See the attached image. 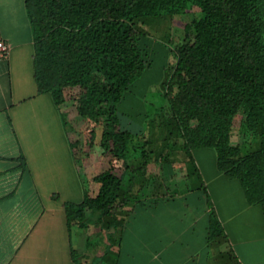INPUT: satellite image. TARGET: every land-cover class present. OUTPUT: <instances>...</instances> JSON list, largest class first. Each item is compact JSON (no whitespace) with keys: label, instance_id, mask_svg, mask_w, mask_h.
<instances>
[{"label":"trees","instance_id":"16d2710c","mask_svg":"<svg viewBox=\"0 0 264 264\" xmlns=\"http://www.w3.org/2000/svg\"><path fill=\"white\" fill-rule=\"evenodd\" d=\"M24 8L37 92L50 94L64 117L74 111L78 135L65 124L77 167L105 164L82 176L80 203H64L69 228L90 215L100 231L121 228L149 162L175 163L179 153L192 161L197 149L215 151L217 170L264 218V0H24ZM185 15L192 19L161 83L167 148L153 158L151 140L122 124L117 106L150 68L144 25ZM226 240L211 209L207 243ZM221 259L237 264L230 250Z\"/></svg>","mask_w":264,"mask_h":264},{"label":"crops","instance_id":"0c3cea01","mask_svg":"<svg viewBox=\"0 0 264 264\" xmlns=\"http://www.w3.org/2000/svg\"><path fill=\"white\" fill-rule=\"evenodd\" d=\"M0 41L9 49L0 59V264H223L226 250L237 264H264L261 207L217 170L213 149L192 151V161L182 153L175 163L151 160L121 228H69L63 205L83 200L81 178L98 161L77 167L70 116L37 92L24 0H0ZM211 209L227 238L220 245L207 243ZM97 232L110 243L88 251Z\"/></svg>","mask_w":264,"mask_h":264},{"label":"rangeland","instance_id":"374dc122","mask_svg":"<svg viewBox=\"0 0 264 264\" xmlns=\"http://www.w3.org/2000/svg\"><path fill=\"white\" fill-rule=\"evenodd\" d=\"M191 16L185 15L182 17L157 18L148 21L144 25V29L148 35V42L151 47V63L139 79L132 85L130 92L126 93L122 101L117 106V112L120 117L121 123L126 124L128 128L137 130L139 133L145 135L151 140V152L155 158L162 151L166 150V143H161L159 140L164 135L166 130L158 127L163 117L160 112L164 107V99L161 93V83L166 78L167 69L171 67L174 60L172 49L183 42L184 32L183 27L186 23L190 22ZM70 121L72 124V132L78 135V130L75 122L74 111L71 109ZM236 121V127L238 125ZM70 130V129H69ZM236 135V129L233 132ZM251 143V139H248ZM184 155V154H183ZM95 160H91L94 162ZM104 163L92 164L90 169L92 171H99L104 167ZM157 170V169H156ZM96 171V172H97ZM84 175V174H83ZM155 182V181H154ZM148 197L151 191L145 192ZM95 216L90 215L87 224L92 230L97 231L98 223L94 222ZM104 232V231H103ZM103 242V243H102ZM97 243L100 247L103 244L108 246L110 239L101 233L97 232L96 235H89L87 241V250ZM79 256V255H78ZM80 258V256H79ZM224 262V261H223ZM94 264H106L101 258H95Z\"/></svg>","mask_w":264,"mask_h":264},{"label":"built area","instance_id":"2783aa9c","mask_svg":"<svg viewBox=\"0 0 264 264\" xmlns=\"http://www.w3.org/2000/svg\"><path fill=\"white\" fill-rule=\"evenodd\" d=\"M8 46L0 41V59H5L8 54Z\"/></svg>","mask_w":264,"mask_h":264}]
</instances>
